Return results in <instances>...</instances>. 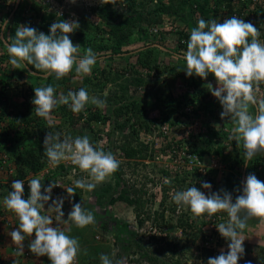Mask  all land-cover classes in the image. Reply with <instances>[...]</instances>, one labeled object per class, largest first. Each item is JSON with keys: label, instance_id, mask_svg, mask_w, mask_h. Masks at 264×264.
<instances>
[{"label": "rangeland", "instance_id": "rangeland-1", "mask_svg": "<svg viewBox=\"0 0 264 264\" xmlns=\"http://www.w3.org/2000/svg\"><path fill=\"white\" fill-rule=\"evenodd\" d=\"M125 1L127 0H113L112 9L119 13H125ZM193 1L195 4L190 3L183 12L184 20L177 16H165L161 24L156 26L157 28H148V33L142 39L137 34H133L128 45L123 48L122 55H117L118 57L113 59L103 57L93 67L91 74L87 75L90 78L95 77V75L99 76L97 71L94 70L95 68L104 69L107 73L110 71L112 76L116 71H123L122 73H125L124 78L136 71L135 77L141 75L145 80V85L130 86L128 91V97L140 101L145 107L144 113L140 115V122L147 124V127L144 124L141 127L136 124L134 127L135 129L137 127V132L133 133L132 125L135 122L133 114L125 112L120 117L115 116L112 113V101H106V106L103 109L96 106L94 109L92 108L102 116L105 120L104 123L101 121L89 123L83 120L87 117L84 114L87 113L86 109H84L83 119L69 124L71 117L79 118L78 114L67 113L63 115L61 111L63 105H58L51 113L52 125L49 126L47 121L35 115L34 105L31 103L35 95L29 89L34 82L38 86H42L45 83L44 74L38 70L36 72L29 70L27 73L18 75V71L24 69V67L16 69L9 63V56L3 42V39L13 38V31H16L19 25L31 27L40 25L38 18L40 14L37 13L38 11L36 12L35 8H32V5L41 6L39 8L48 5L50 11L59 13V16L64 15V20L78 21L79 27L82 28L81 25L87 24V20L97 23V18L91 14L90 8L99 5L101 0H76L75 3H72L71 0H0V4L3 5L0 6V32L2 33L0 35V77L1 74L6 77L9 86L10 104L17 107L18 110L28 111L29 114L33 115L34 122L42 121L49 127V131L60 132L62 138L64 136L75 138L87 135L93 145L102 148L105 152H112L121 163L125 162L116 149L123 144L124 139L132 140V145L137 143L146 145L145 153L148 158L146 157L141 161L137 160L136 165L132 161L130 165L124 166V175L117 177L114 173L91 192L76 189L74 197H68L65 190L68 187H74V182L77 179L89 180L87 173L80 170L76 175L63 174L62 171L52 174V171L56 172V170L50 171L51 168L46 165L38 173L28 175L22 179L25 182L24 191L26 192L30 191L27 184L31 179H39L44 187H47L54 180L58 187L52 189L51 196L53 200L58 197L64 198L62 208L64 220H67L68 213L75 203H80L86 210L93 213L96 222L84 229L76 228L70 222L59 225L68 235L77 238L79 241L81 251L76 264H102L100 260L102 254L108 255L114 262L123 259L124 264H151L147 260L148 257H156L157 262L155 264H203L200 247L205 244L204 237L208 233L207 231L203 232L204 229L201 231L200 228L204 227L205 219L203 217L193 218V214L186 207H180L179 210L176 207V212H171L172 206L176 205L172 199L176 189L164 193L160 188L164 178L167 177L163 174L165 171L169 175L167 179L172 178L176 171L181 174V177L185 176L184 190L191 187V185L199 184L195 182L197 181L196 171L192 175L182 172L185 170L191 171L182 167V153L195 155V151L206 150L208 152L204 156H208L209 159L203 165L207 174L213 178L215 190L202 187L200 191L204 192L205 195H208L209 191L217 192L223 189L232 193L233 202H235L236 195L241 194L240 187L237 184L234 189L225 184L227 179L240 178L243 170L241 162L244 163V149L242 142L238 145L235 141L228 139L229 135L232 134L233 125L227 119H221L222 107L219 101L204 87L207 83H211L215 88V77L209 74L206 80L200 78L198 87L193 88V78L195 76L188 77L184 72L185 61L181 57L187 48L182 35L190 34L191 29L197 26L198 21L204 19V16L195 10V5L200 6L203 0ZM230 1H232V9L227 7V1L222 5H215L216 0H209L207 9L210 12L205 16V21L215 19L217 22L222 23L224 19L234 16V14L238 17L243 12V18L253 12V15L250 14L249 17H252L251 20L256 25L257 16L260 12L264 14L261 9L257 12L254 10L258 8L257 5L251 7L254 3L252 0ZM242 4L245 5L244 8L246 7L251 11H243ZM214 9L217 10L216 14L213 12ZM8 11L10 13L9 17L6 14ZM40 12L42 13V11ZM84 17L88 18L84 20ZM5 20L8 21L6 29L3 25ZM14 22L17 24L15 25ZM261 41L264 42L263 39ZM72 43L77 45L74 42ZM148 46L158 50L156 52L157 69L145 70L136 60L137 52ZM83 54L84 50L81 49L80 55ZM38 75L39 77H37ZM68 76L66 77L68 78ZM35 77L40 78V80H35ZM82 78H77L76 75L68 78L70 79L68 85L71 87L70 91L81 86ZM124 78L120 79L117 84L114 82L103 84L102 81L100 82L102 86L99 87L100 92H98L97 87L96 89L91 87L92 91L94 90L99 94L92 92L89 94L99 98V95H102L103 98L109 97L118 91V85H122L121 82ZM93 81L96 80L93 79ZM197 92L205 93L206 98L202 99L201 96L195 95ZM66 93L65 86L58 83L56 85V95H66ZM145 93L150 96L148 99L145 98ZM166 95H170L172 101L164 100ZM256 95L258 99H264V83L259 86ZM160 97L162 101L159 99ZM189 97L194 99L192 105L188 103L189 101H186ZM177 101L182 105L176 106ZM25 105H27L26 109H24ZM169 107L174 109L169 111ZM68 111H71L69 107ZM167 111L169 112L167 113ZM11 113L12 111L9 108L5 115H0V217H5L2 236L4 232L10 236V233L19 224L18 218L13 213L8 212L6 209L2 210L4 208L3 198L12 190L11 185L15 180L16 173L15 164L12 162L13 157H11L13 154H9L6 150L11 147V143L6 142V137H4L5 133L12 135V131L17 129V127L10 128ZM166 114H168L169 122L161 124L158 120ZM151 120H156V122L153 123ZM120 124H124V126L120 128ZM29 142L32 143L35 150L43 148V141L36 142L32 138ZM222 146L225 147L223 150L225 155L235 151L236 158L221 160L214 152ZM217 159H220V166L217 169L211 168L213 160L218 161ZM260 159L257 155L248 165L257 169V166L262 165ZM124 184H127V187L129 185L133 186V184L136 188L143 187L146 196L148 195L147 192L150 195L152 194L154 202L147 204L146 208L150 209L151 212L163 210L164 223H156L151 218L144 226L140 227L135 222L131 207L121 202H112L111 200L117 196ZM237 189L240 190L239 193L236 191ZM25 195L27 197V194ZM51 202L50 200L45 205V211H47ZM224 217L227 221L226 213ZM190 222L193 223L192 226H186ZM53 226H55V223ZM243 235L245 237L243 244L245 252L239 259L238 264H242L246 258H250L255 264L259 260L261 247L264 248V224H260L256 218L249 220L248 227L244 230ZM151 236H154L157 240H149L148 238ZM34 238L33 234L31 239ZM228 243V241L219 242L217 247L212 242L211 244L214 245L211 246L210 244L209 246L214 249L212 257L218 256L221 250L227 253ZM173 246L176 247V254L172 253ZM158 249H161L159 251L162 252H156ZM34 258L38 259L40 264H51L46 256H35Z\"/></svg>", "mask_w": 264, "mask_h": 264}, {"label": "clouds", "instance_id": "clouds-1", "mask_svg": "<svg viewBox=\"0 0 264 264\" xmlns=\"http://www.w3.org/2000/svg\"><path fill=\"white\" fill-rule=\"evenodd\" d=\"M7 24L5 20V29ZM78 28V21L60 20L53 23L50 34L45 35L31 26H17L14 38L3 39L9 63L16 69L32 65L44 74L45 80L53 77L59 81L73 70L77 78L90 75L97 63V55L91 48L80 55V45H74L69 38ZM260 35L253 24L236 16L226 18L222 23L215 19L207 22L200 19L197 26L191 29L186 41L187 50L181 57L185 61L184 72L188 77L196 76L202 80H206L209 74L215 77V88L211 83L204 87L219 101L221 119H227L233 125L228 139L238 145L242 142L244 149L243 170L240 178L236 179L243 189L242 194L236 195L235 202L232 193L226 190L209 191L205 195L195 186L175 191L172 196L178 206L190 210L193 218L205 214L211 217L221 212L227 214V221L216 227L221 237L229 242L228 251L221 250L218 256L208 258L207 264H238L245 252L243 233L248 221L256 218L264 224V182L257 178V170L248 165L257 155L264 156V99H258L256 95L259 86L264 83V42L259 39ZM34 93L31 101L34 113L47 121L49 126L52 125L51 113L58 105H67L74 114L81 113L89 104L100 109L106 106L105 100L90 95L84 88L57 96L55 87L49 84L35 87ZM43 148L50 166L67 161L87 173L89 180L77 179L74 187L65 190L68 197H74L76 189L93 191L120 166V161L112 152L94 146L87 135L62 138L60 132L48 131ZM198 158L203 164L202 158ZM217 160H213L216 169L220 166V159ZM207 179L201 184L204 189L210 190L213 178L207 174ZM24 183L20 179L14 180L12 190L3 198L4 208L19 221L18 227L10 233L15 245L12 253L24 258V241L34 234L35 238L27 243L34 255L24 259L46 256L51 264H76L81 251L79 241L59 225L71 222L76 228L84 229L96 222L93 213L75 203L67 220H64V198L53 200L51 196L52 189L58 187L55 182L44 187L39 179H31L28 182V199L23 198ZM240 190L236 191L239 193ZM50 200L52 202L45 211V205ZM2 217L0 221L5 223V217ZM84 252L87 254L86 250ZM100 260L102 264H124L123 259L114 262L104 254Z\"/></svg>", "mask_w": 264, "mask_h": 264}, {"label": "trees", "instance_id": "trees-1", "mask_svg": "<svg viewBox=\"0 0 264 264\" xmlns=\"http://www.w3.org/2000/svg\"><path fill=\"white\" fill-rule=\"evenodd\" d=\"M227 1V7L229 9H232V1L230 0H216L215 5H222L224 2ZM113 0H102L99 5L95 7L90 8V12L93 16L97 18V23H93L87 20V24L81 25L82 28L76 29L73 33L70 34V39L72 42L76 43L77 45H80L81 49L84 50V52L91 48L92 51L97 55V63L102 59L103 57H106L108 59H113L115 57H118L119 55H122V50L125 46L128 45L130 41V37L133 36V34H137L141 39L143 36H145L148 33V28L154 29L157 28L156 26H159L162 22L163 17H171V16H177L180 17V19L184 20V14L186 7L191 3L195 4L193 0H127L126 2V9L125 13H119L112 9L113 6ZM209 5V0H203V3L198 6L195 5L196 11H198L201 15L207 16L209 14V9H207ZM0 6H3L0 4ZM244 4H242V8H244ZM38 6L35 4L32 5V8H35L36 12L40 14L38 16L40 25L35 28L37 31L44 33L45 35L50 34V27L53 23L64 20V15H57V13L50 11L48 8V5H44L42 8H39L41 6ZM42 11V13L40 12ZM213 12L216 14L217 10L214 9ZM9 17L10 13L9 11L6 13ZM14 16V15H13ZM12 16V18H14ZM11 18V19H12ZM85 18V19H84ZM83 19L86 20L88 17H84ZM15 23V22H14ZM248 23V20L246 21ZM17 23H15L16 25ZM10 26V25H9ZM144 26V27H143ZM257 28V27H256ZM259 30V28H257ZM260 31V30H259ZM261 32V31H260ZM16 31H13V38L15 37ZM2 33L0 32V35ZM185 41L189 39L190 34H183L182 35ZM262 37L264 38V31L262 32ZM1 43V41H0ZM187 48V44L185 46ZM156 48L144 47L143 50L138 51L136 54V60L138 64L145 70H150L152 68L157 69V61L156 56L157 52ZM118 55V56H117ZM95 64V65H96ZM36 72V69L32 65H28L24 67V69L18 71V75H21L23 73H27L28 71ZM95 71L99 74V76L95 77H89L84 76L81 80V86L75 87L73 91H78L81 88H84L88 91V93L92 92L97 94L94 90L92 91V88L96 87L98 88V92H100L99 87L101 88L102 85H100V82L103 81V84H106V82H114L117 84V82L125 77V73H122L120 71H116L114 76L111 75L110 71L107 73L104 69H98L95 68ZM74 71V70H73ZM136 72V71H135ZM129 74L127 78H124V80L121 82L122 85H118V91L110 95L109 97L103 98L102 95H99L100 98L105 101H112V113L120 117L125 112H131L133 114V117L135 118V122H133V133L137 132V127L135 129V125L141 127L144 126L147 127V124L140 122V115L145 110V107L140 101H136L134 99H131L128 97V91L130 86H142L145 85V80L141 77V75H137L135 77L136 73ZM76 75L75 71L70 73V76ZM68 76V78L70 77ZM39 77V75L37 76ZM35 77V80H40V78ZM67 77L62 78L61 80L57 81L53 77H49L47 80H45V83L42 86L46 85H53L56 89V85L58 83H61L65 86L68 91H70L71 87L69 85V80ZM95 79L96 81H93ZM34 80V81H35ZM200 83L199 77L193 78V88H197L198 84ZM38 87V85L34 82L32 85H30L29 89L35 95L34 88ZM8 83L6 81V77L1 74L0 77V109H1V116L5 115L6 111L11 109L12 117L10 122V128L17 127L16 130L12 131L11 134H4L5 141L11 143V147L7 148L6 150L9 152V154H13V164H15V180L16 179H24L28 175H33L38 173L40 170H42L49 162L47 160V157L44 155V148H38L35 150L32 146V143L29 142L30 139L33 138L36 142L44 141V137L49 131V127L46 126L42 121H36L34 122L33 115L29 114L26 110H18L17 107L10 104V99L8 97ZM66 93V95H67ZM56 94V93H55ZM99 94V93H98ZM97 94V95H98ZM195 95L201 96L202 99L206 98V94L203 92H197ZM145 98H149L150 96L145 93ZM161 101V97L159 98ZM170 100L172 101V98L170 95L164 96V100ZM129 101V102H127ZM186 101H189L191 105L194 103V99L192 97H189L186 99ZM176 106L182 105L179 101L175 103ZM26 106L24 109H26ZM95 108L94 105H87L86 106V112L84 113L87 115L86 119H83V111L81 113H78L79 118H73L71 117L69 120V124H72L74 122H79L80 119L85 120L86 122H105V120L102 118V116L93 109ZM170 110H173L174 108L169 107ZM61 111L63 115H66L67 113H73L72 111H68V107L63 105L61 107ZM167 111V113L169 112ZM254 112V108H253ZM85 115V116H86ZM158 120V119H156ZM156 120H151V122H156ZM19 121V122H17ZM161 124H166V122H169L168 114L163 116L161 119L158 120ZM34 122V123H33ZM124 124H120L119 127L122 128ZM11 135V136H10ZM2 137V136H1ZM1 139V138H0ZM134 140V139H133ZM95 146V145H94ZM225 147L218 148L214 153L221 158V160H225L228 158H236L237 154L235 151H232L228 155H225L223 153ZM15 150V151H14ZM117 152L121 154V158L124 160L125 163L120 162V166L118 171L115 173L117 177H121L124 175V166L130 165L133 161V164H137V160H144L146 157L148 158V155L146 152V145L142 143H137L136 145H132V140H123V144L117 147ZM195 155L202 158L204 155H206L208 152L206 150H200L195 151ZM260 159V163L262 165L257 166V178L264 182V156L258 155ZM243 163V161L241 162ZM62 168L59 167L56 171V173L61 172ZM196 170L189 171H182L183 173H189L194 174ZM248 172V171H247ZM253 171H251V174ZM165 176L169 177L167 171L163 173ZM167 177L164 178V181L161 183V191L164 193H167L171 189L176 191L184 190L183 184L186 180L185 176L181 177V174L179 172H175L174 176L172 178L167 179ZM233 178V177H232ZM227 179L225 182L226 185L230 187H236V184L239 183L236 179ZM198 180V175H197ZM54 182V180H53ZM214 183V181H212ZM193 186V185H191ZM198 190L202 188V185L196 184L194 185ZM239 187V185H237ZM215 190V185L214 188ZM243 189V188H242ZM148 195L146 196V192L143 191V187L136 188L133 184V186L129 185L127 187V184H124L122 189H120L117 196L112 199V202H121L129 207L132 208L135 222L138 226L142 227L144 224L149 221L151 218L156 223H164V211L160 210L151 212L150 209L148 210L146 208L147 204H151L154 202L152 200V194L150 195L149 192H147ZM27 192L24 191L23 198L26 197ZM242 194V191H241ZM154 196V195H153ZM152 200V201H151ZM161 202V201H160ZM160 206V203H159ZM162 206V205H161ZM176 207L178 205L172 206L171 212H176ZM178 210V209H177ZM219 215V217H217ZM225 213H217L214 216H207L206 214L202 216L205 219L204 227L200 230L203 232L207 231L206 237H204V243L202 247H200V254L203 264H207L208 258L212 257L214 253L213 247H209L210 244L213 242L214 244H211V246H219V242H226L227 240L221 237L219 232L217 230H212L208 228V221H210L214 227L217 229L216 225L222 222H226ZM201 218V217H198ZM71 223V222H70ZM193 223H187L186 226H192ZM72 226V224H70ZM73 228V227H72ZM184 228V227H183ZM149 240H157L154 236H151L148 238ZM222 239V241H220ZM224 241V242H223ZM26 251H29L28 244L25 246ZM172 253L176 254V247H172ZM161 249L156 250V252L161 253L162 251H159ZM261 254L259 257V260L255 264H264V248L261 247ZM148 262L151 264H155L157 262L156 257H148ZM254 264L250 258H246L242 264ZM1 264V262H0Z\"/></svg>", "mask_w": 264, "mask_h": 264}, {"label": "built area", "instance_id": "built-area-1", "mask_svg": "<svg viewBox=\"0 0 264 264\" xmlns=\"http://www.w3.org/2000/svg\"><path fill=\"white\" fill-rule=\"evenodd\" d=\"M254 3L251 5V7L253 8V6H255V5H257V7L258 8H255L254 10L257 12V11H259V9H261L262 11H264V0H252ZM246 6H247V4H246ZM247 10V12H249V11H251L250 9H246V7L243 9V11H246ZM250 14H252L253 15V12H251ZM250 14H248V15H245L243 18H242V16L244 15V13L242 12V13H240L239 15L240 16H238V18H240V19H243L245 22L248 20V23H251V24H253V22H252V17H249V15ZM234 16H236L235 14H234ZM237 17V16H236ZM257 19H258V21H256L257 22V24L255 25V24H253L255 27H257V28H259V30L261 31L260 33H261V35H260V37H259V39L260 40H264V38L262 37V32L264 31V14H263V12H260V14L257 16ZM182 161H181V165H182V167H184V168H186V169H190V170H196L197 171V175L199 176V178H198V180L196 181V183H202V182H205V181H208V179H207V172H206V168L204 167V165L202 164V162H201V160L198 158V156H196V155H194V154H185V153H182ZM49 168H51L50 169V171L51 170H56L57 171V169L59 168V167H61L62 168V172L61 173H63V174H65V173H69V174H72V175H76L77 173H79V168L77 167V166H74V165H72L70 162H67V161H65V162H61L58 166H55V167H53V166H50L49 165V163H48V165H47ZM211 168H216V164L215 163H213V165H212V167ZM47 172V171H46ZM53 173H56V172H54V171H52V174ZM210 184H211V189L213 190V188H214V184L213 183H211L210 182ZM27 186H28V184H27ZM29 195H30V191L29 192H27V197H25V199H28L29 198ZM180 209V206H178V210ZM217 217H219V215H217ZM208 228L209 229H212V230H217L215 227H214V225L210 222V221H208ZM15 251V250H14ZM32 255H34V254H32L31 252H29V251H26V250H24V254H23V257L24 258H29V257H31Z\"/></svg>", "mask_w": 264, "mask_h": 264}, {"label": "crops", "instance_id": "crops-1", "mask_svg": "<svg viewBox=\"0 0 264 264\" xmlns=\"http://www.w3.org/2000/svg\"><path fill=\"white\" fill-rule=\"evenodd\" d=\"M208 159H209L208 156L202 157L203 163L205 164L208 161ZM237 185H239L242 191V186H240L239 183ZM231 188L234 189L233 187ZM4 209L5 208H2V210ZM3 229H4V224L0 221V262H2L3 264H40V262L36 258L24 259L22 257L14 255L11 250L13 247H15V245L12 244L11 237L8 236L7 233L4 232V235L2 236ZM29 239H26L24 241V245L28 243Z\"/></svg>", "mask_w": 264, "mask_h": 264}]
</instances>
